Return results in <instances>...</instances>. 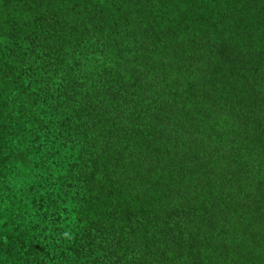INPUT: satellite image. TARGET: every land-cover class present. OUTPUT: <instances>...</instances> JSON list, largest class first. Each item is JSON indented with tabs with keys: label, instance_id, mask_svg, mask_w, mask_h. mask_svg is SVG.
<instances>
[{
	"label": "trees",
	"instance_id": "16d2710c",
	"mask_svg": "<svg viewBox=\"0 0 264 264\" xmlns=\"http://www.w3.org/2000/svg\"><path fill=\"white\" fill-rule=\"evenodd\" d=\"M0 264H264V0H0Z\"/></svg>",
	"mask_w": 264,
	"mask_h": 264
}]
</instances>
